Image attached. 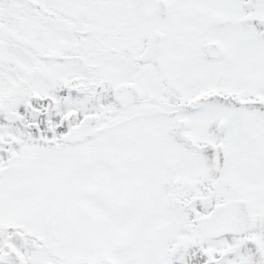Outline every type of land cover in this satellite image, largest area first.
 Here are the masks:
<instances>
[{"label":"snow or ice","instance_id":"1","mask_svg":"<svg viewBox=\"0 0 264 264\" xmlns=\"http://www.w3.org/2000/svg\"><path fill=\"white\" fill-rule=\"evenodd\" d=\"M0 264H264V0H0Z\"/></svg>","mask_w":264,"mask_h":264}]
</instances>
